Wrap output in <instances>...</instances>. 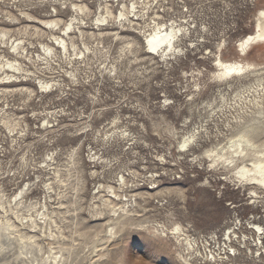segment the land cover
I'll return each instance as SVG.
<instances>
[{"label":"rangeland","instance_id":"374dc122","mask_svg":"<svg viewBox=\"0 0 264 264\" xmlns=\"http://www.w3.org/2000/svg\"><path fill=\"white\" fill-rule=\"evenodd\" d=\"M13 1L5 6L18 15ZM144 1L146 24L152 25L155 11L156 21L191 25L192 32L178 39L182 53L167 62L148 53L138 29L127 25L115 36L113 26L101 39L88 40L91 53L85 58L71 53L70 60L49 65L42 56L24 62L45 81L61 79L60 88L40 89L37 80L24 75L0 82V90L6 89L0 91V264H183L179 254L187 252L171 233L174 223L195 241L188 255L193 264H264V232L253 225L264 228V190L252 193L221 165L210 168L202 154L216 143L218 130L226 131L223 121L233 113L206 106L219 103L218 90L227 91L212 80L214 56L220 51L224 59L264 68V45L253 46L246 56L236 50L254 32L264 0ZM92 2L88 17L97 12ZM42 6L32 5L30 12L42 17ZM24 24L38 26L22 18L0 26L16 36ZM45 38L29 37L33 43ZM128 41L131 46L125 47ZM77 43L83 48L80 37ZM112 63L115 76L105 70ZM21 86L34 93L11 91ZM201 124L205 130L198 144L180 151L181 136ZM107 185L129 198L127 214H113L102 204L110 195ZM24 186L17 204L14 195ZM5 222L11 225L7 230L1 228ZM155 226L164 232L153 231ZM229 227L237 250L228 258L232 250L224 233Z\"/></svg>","mask_w":264,"mask_h":264},{"label":"bare ground","instance_id":"6f19581e","mask_svg":"<svg viewBox=\"0 0 264 264\" xmlns=\"http://www.w3.org/2000/svg\"><path fill=\"white\" fill-rule=\"evenodd\" d=\"M89 1L94 3L95 0H14L12 4L19 13L16 15L12 9L9 10L5 6L6 0H0V23H8L12 26L19 24L20 18H22L26 22L38 24V26L34 24L19 26L16 30L22 31V34L17 32L16 36H12V29L7 28V26H0V52H2L0 54V72L4 74L0 80L1 84L14 82L12 77L16 79L19 77L17 75H24L26 77L25 79L23 78L24 80L28 79L27 77L29 76L37 80L40 89L56 85L60 88L62 85L61 79L45 81L42 78V74H37L24 67V62L31 61L30 63H36L37 59L40 60L42 56L41 59L45 60L44 63L49 65L50 60L55 61L62 58L70 60L71 53L75 59L85 58L91 53L89 43H87L88 40H91V38L94 40H97V38L101 39L99 37L111 33L107 29H111L113 26L117 29L112 32L115 36L121 35L120 32L124 31V27L127 25L138 29L143 36L148 53L160 57L165 62L170 60L175 54L182 53L183 48L179 46L178 42L179 36L181 34L189 35L192 32L190 31V24L171 23L168 25L154 20L159 17L155 11H153L154 16L150 17L152 25L149 22L146 24L144 8L148 1L96 0L97 12L94 10L92 16L88 17L91 14ZM36 3L43 5V8L39 9L42 17H35L30 12L32 5L36 6ZM28 5L31 6L28 7ZM46 5L50 9H45ZM57 5L61 6L62 9L58 8ZM22 6L25 7L22 8ZM67 10L70 13L65 18L63 15ZM93 20L95 26H93ZM117 26H121V29L118 30ZM76 33L78 35L75 36L74 34ZM31 34L37 38H42L46 35L45 41L33 43L29 39ZM79 37L80 45L83 48L77 43ZM97 42V45L102 43L101 40ZM131 43L132 41H128L125 47L131 46ZM192 44L194 43L190 40L189 45L191 46ZM255 45H264V8H261L256 15L254 32L252 28L251 33L240 40L236 50L239 55L246 56ZM1 48H6V51ZM33 48L36 52L31 50ZM213 60L216 70L212 72V80L217 82L219 86L224 85V90H231V92L228 95L227 91L218 90L219 103L213 107L212 101H207L206 106L210 111L223 112L228 109L227 111L232 110L233 113H231L230 118L226 117L223 121V129L226 131L218 130L214 135L216 143L204 148L202 154L210 161V168L215 164L221 165L224 170L231 172L241 184L250 185L252 188L251 192L256 194L257 188L264 190V140L259 139L264 133V76L260 74L264 72V68L244 59H224L220 56V51L214 56ZM105 70L109 76H115L118 73L117 67L113 63L108 68L105 67ZM67 74L70 75V79L77 81L76 75L72 71H67ZM4 78L6 80L3 81ZM242 79L250 81L247 84H236L237 86L234 87L235 82H240ZM12 89L11 91L14 92L25 90L30 95L33 92L32 89L23 86ZM1 90L6 91V89L2 88ZM44 122L49 124L48 119H44ZM202 126L201 124L193 127L191 131L181 136L180 140H178L180 151H189V146L193 145L192 143H197L200 138L199 134L202 130H205ZM220 136L223 140L225 139L224 142L218 139ZM119 181L124 183L125 177L120 175ZM205 182L209 181L206 179ZM106 187L110 195L102 199V204L113 214L118 210L127 214L130 210L128 208L129 198H123V195L116 191L115 186L107 185ZM24 190L25 186L20 187L15 193L14 200L17 204L22 203L21 199ZM2 204V196H0L1 207H3ZM253 225L256 228V232L258 231L260 234L264 232V228L261 225L256 223H253ZM10 227L11 225L7 222L1 226L3 230H7ZM229 229L230 227L224 233L229 242L228 247L232 250V254L226 252L228 258L230 255H235L234 253L237 250L234 243H232L233 239L232 235L229 234ZM112 230L113 227L108 229L109 232ZM153 231L162 233L164 229L161 226H155ZM171 233L174 234L179 243L184 245L183 251L187 252L179 254L183 264H193L188 255L192 254L190 249L195 250L194 239L189 238V235L179 223H174ZM232 233L235 234L236 232L232 230ZM18 238L19 240L24 239L21 235ZM32 238V235L27 237L28 240ZM257 238L260 239V236Z\"/></svg>","mask_w":264,"mask_h":264}]
</instances>
